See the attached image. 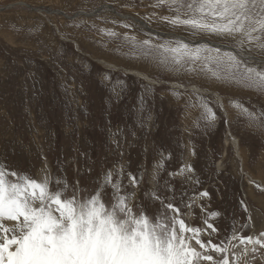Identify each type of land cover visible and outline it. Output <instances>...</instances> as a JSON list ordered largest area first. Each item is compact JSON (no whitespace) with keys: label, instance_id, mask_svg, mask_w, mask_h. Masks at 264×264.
<instances>
[{"label":"rangeland","instance_id":"1","mask_svg":"<svg viewBox=\"0 0 264 264\" xmlns=\"http://www.w3.org/2000/svg\"><path fill=\"white\" fill-rule=\"evenodd\" d=\"M155 2L0 0V166L40 181L47 176L53 187L59 180L90 188L106 171L119 172L127 193L148 205L150 212L152 202L145 196L158 187L181 206L190 226H204L199 207L203 203L207 212L220 213L215 218L220 238L230 236L243 222L251 227L240 234L258 236L264 231V186L254 180L264 182V128L251 124L245 110L264 118V104L204 74L166 70L134 49L125 37L180 40L173 37L177 34L196 45L207 40L230 47L220 38L191 36L162 21L161 16L173 13L153 7ZM103 6L146 22L157 34ZM100 8L102 13L92 14ZM250 54L264 60L256 52ZM99 59L120 69L104 68ZM132 63L156 84L128 74ZM173 83L182 89L176 90ZM191 87L206 93L192 92ZM214 94L223 99L227 115ZM206 107L215 114L214 122L206 119ZM228 132L240 141L244 170L252 180L240 172L233 150L225 146ZM184 165L194 172L180 174ZM129 173L137 176L138 189L131 186ZM165 185L174 194L165 191ZM204 190L210 199H196L195 215L190 214L188 198ZM229 248L233 264H264V249L258 245L255 252L252 245Z\"/></svg>","mask_w":264,"mask_h":264},{"label":"snow or ice","instance_id":"2","mask_svg":"<svg viewBox=\"0 0 264 264\" xmlns=\"http://www.w3.org/2000/svg\"><path fill=\"white\" fill-rule=\"evenodd\" d=\"M153 7H167L173 13L160 17L169 25L191 36L220 38L230 50L153 36L142 41L125 37L145 58L166 70L195 71L264 93V60L253 66L251 57L244 55L247 50L264 57V0H156ZM206 112V119L214 122L212 110L206 107ZM245 114L251 124L264 128V118L247 110ZM179 171L193 173L194 168L184 165ZM119 175L106 171L90 188L59 180L53 187L47 176L40 181L0 166V264H233L229 244L252 245L253 252L256 245L264 249V231L258 236L240 234L251 227L248 222L220 238L215 219L220 213L207 212L203 203L199 207L204 226L188 225L181 206L158 187L145 196L152 202L150 212L148 205L127 193ZM128 179L138 189L137 176L129 173ZM165 191L174 194L169 185ZM205 198L210 199L206 190L188 198L190 214L195 215L196 199ZM241 206L247 213L243 201ZM247 251L245 247L243 254Z\"/></svg>","mask_w":264,"mask_h":264},{"label":"bare ground","instance_id":"3","mask_svg":"<svg viewBox=\"0 0 264 264\" xmlns=\"http://www.w3.org/2000/svg\"><path fill=\"white\" fill-rule=\"evenodd\" d=\"M26 5V4H24V3H19V5ZM35 10V9H34ZM106 11V10H105ZM51 12H53L54 14H55V12L56 13H60V12H57V11H51ZM108 12H110V11H108ZM102 13V12H101ZM84 15L85 16H87V15H89V14H87V13H84ZM64 17H67V16H65V15H63ZM121 16H124V15H121ZM128 16V15H127ZM124 17H126V16H124ZM124 17L122 18V19H124ZM130 18H131V16H129ZM129 17H128V19H129ZM119 18V17H118ZM141 22H142V20H140ZM146 27L149 25L148 23V25H146L145 23L146 22H142ZM140 25V24H139ZM142 26V25H141ZM55 27V26H54ZM143 27V26H142ZM148 28V27H147ZM57 29V28H56ZM150 29V28H149ZM156 32V31H155ZM157 33V32H156ZM168 34V33H167ZM60 36V35H59ZM162 36V35H161ZM169 36V35H168ZM174 37L176 38H181V40L182 39H184V41H185V38L184 37H180V35H178L177 36V34H174ZM77 40V39H76ZM70 41V40H69ZM187 41V40H186ZM185 41V42H186ZM79 42H80V40H79ZM200 42V41H199ZM213 44H216V45H220V46H223V45H221V44H217V43H213ZM74 47H77V45L75 44L74 45ZM219 48H221V49H224V48H222V47H219ZM224 50H227V49H224ZM244 55L246 56V57H248V56H250L251 57V60H252V62H256L257 60H258V58H256V57H254L252 54H250V53H244ZM106 58V57H105ZM104 59V58H103ZM103 59H99L98 60V62H99V64L100 65H102L104 68H110V69H113V70H115V71H117V70H119L120 69V67L118 68V65H116V64H113V63H109V62H107V61H105V60H103ZM113 59H114V57H113ZM262 60V59H261ZM260 62V61H259ZM116 63H118L117 61H116ZM134 63V62H133ZM130 64V69L129 68H127V69H129V70H127V73L128 74H131V75H134L135 77H137V78H139V79H141V80H143V81H145V82H147V83H150V84H156V82L153 80V79H150L143 71H141V67L140 66H135V64ZM136 65H138V64H136ZM122 67V66H121ZM122 69V68H121ZM172 86L177 90H179V89H182V87L181 86H179V85H177V83H173L172 84ZM189 90V89H188ZM191 90H192V92L194 91V92H198V93H201V94H205L206 93V90H201V89H199L198 87H191ZM215 93V92H214ZM215 95V94H214ZM215 97H216V100H217V102L218 103H220V105H221V107H222V112L224 111L225 113H226V110H225V104H224V102H223V99L220 97V96H218L217 94L215 95ZM226 115H227V113H226ZM224 144H225V146H230L231 147V149L233 150V153L235 154V158L238 160L237 162L239 163V166L241 165V173L244 175V176H246V177H248L250 180H252L253 179V177H251L247 172H245V170H244V159H243V157H242V153H241V148H240V141L236 138V137H234V136H232L229 132L227 133V135H226V138H225V140H224ZM254 181H259L263 186H264V182L260 179H258V180H254Z\"/></svg>","mask_w":264,"mask_h":264},{"label":"crops","instance_id":"4","mask_svg":"<svg viewBox=\"0 0 264 264\" xmlns=\"http://www.w3.org/2000/svg\"><path fill=\"white\" fill-rule=\"evenodd\" d=\"M197 46V45H195ZM225 83V82H223ZM227 84V83H225ZM228 85H233L235 88H237L238 92L241 96L246 97V99H253V97L259 98L260 102L264 104V93L256 90V89H252V88H246L240 85H237L235 83H228ZM254 103V102H253ZM263 175H264V170H263Z\"/></svg>","mask_w":264,"mask_h":264},{"label":"water","instance_id":"5","mask_svg":"<svg viewBox=\"0 0 264 264\" xmlns=\"http://www.w3.org/2000/svg\"><path fill=\"white\" fill-rule=\"evenodd\" d=\"M23 6L29 8L30 10H34V9L28 7L27 5H23ZM103 8H105L106 11H111V12L114 13L117 17H119V18H121V19L124 17V16H121V15L117 14V13L115 12V10H113L110 6H103ZM103 8L98 9L96 12H93L92 14H95V13H97V12H99V11L101 12ZM35 10H36V9H35ZM0 11H1V10H0ZM87 16H90V14L87 15ZM128 17H129V16H126V17H124V18H128ZM129 19H132V20L135 21L136 23L142 25L143 28H144L145 30H148V31H150V32H152V33H156L154 30L147 28V27H146L141 21H139V20H137V19H135V18H130V17H129ZM156 34H157V33H156ZM172 36H173V35H172ZM173 37H174V36H173ZM178 39L181 40V38H179V37H178ZM200 43H207V44H209V45H213L212 42H209V41H207V40H202V41H200ZM190 44L196 45V43H190ZM214 45L217 46V47H222V48H224V49L230 50V47H227V46H220V45H216V44H214ZM257 61H261V60L258 59Z\"/></svg>","mask_w":264,"mask_h":264}]
</instances>
